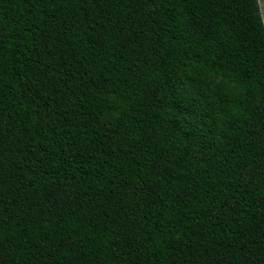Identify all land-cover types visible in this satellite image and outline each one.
<instances>
[{"label":"trees","instance_id":"trees-1","mask_svg":"<svg viewBox=\"0 0 264 264\" xmlns=\"http://www.w3.org/2000/svg\"><path fill=\"white\" fill-rule=\"evenodd\" d=\"M0 264H264L259 0H0Z\"/></svg>","mask_w":264,"mask_h":264},{"label":"clouds","instance_id":"clouds-1","mask_svg":"<svg viewBox=\"0 0 264 264\" xmlns=\"http://www.w3.org/2000/svg\"><path fill=\"white\" fill-rule=\"evenodd\" d=\"M255 89L259 92V88L255 82H243L238 90V96L245 97L247 94Z\"/></svg>","mask_w":264,"mask_h":264},{"label":"rangeland","instance_id":"rangeland-1","mask_svg":"<svg viewBox=\"0 0 264 264\" xmlns=\"http://www.w3.org/2000/svg\"><path fill=\"white\" fill-rule=\"evenodd\" d=\"M259 5H260V10H261V15L264 21V0H259Z\"/></svg>","mask_w":264,"mask_h":264}]
</instances>
